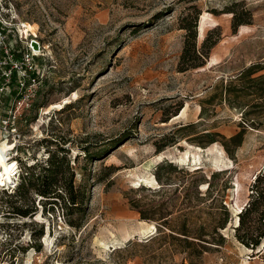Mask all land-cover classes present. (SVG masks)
<instances>
[{
    "label": "rangeland",
    "instance_id": "374dc122",
    "mask_svg": "<svg viewBox=\"0 0 264 264\" xmlns=\"http://www.w3.org/2000/svg\"><path fill=\"white\" fill-rule=\"evenodd\" d=\"M231 10L246 22L236 32ZM197 11V33L206 12L203 37L218 27L220 39L203 66L180 72L185 33L180 18ZM0 32V41L17 53L29 39L41 49L36 60L41 83L26 122L22 118L19 167L46 160L43 138L67 141L74 183L90 191L82 226L74 228L59 203L47 212L45 197L31 191L20 198L0 189V223L8 224L0 226V264H264V238L253 249L237 237L244 227L236 230L238 212L250 202L264 167V106L251 115L256 129L218 96L221 84L242 68L264 61V0H0ZM200 100H206L207 115L197 130L229 137L244 125L232 156L219 141L197 146L189 141L192 135L178 132L200 120ZM173 135L177 142L157 152L155 143L165 144ZM81 145L99 153L86 160ZM166 162L175 166V181L185 184L191 180L186 172L195 167H201L197 178L219 173L211 194L205 196L201 184L192 203L203 227L221 221L218 202L225 205L229 218L218 229L224 240L215 236L211 243L187 247L131 208L129 199L164 202L172 224L186 219L189 199L185 190L164 184ZM140 185L146 187L139 190ZM214 196L218 201L211 202ZM32 202L35 216L13 214L12 208ZM244 218L252 235L264 230V218L262 225L255 214ZM40 228L43 235L37 237Z\"/></svg>",
    "mask_w": 264,
    "mask_h": 264
},
{
    "label": "trees",
    "instance_id": "16d2710c",
    "mask_svg": "<svg viewBox=\"0 0 264 264\" xmlns=\"http://www.w3.org/2000/svg\"><path fill=\"white\" fill-rule=\"evenodd\" d=\"M232 12V31L236 32L239 25L246 23L245 20H241L239 15ZM199 11L189 16L184 15L180 18L179 27L185 31L183 38L182 50L179 56L177 69L180 72H184L190 69H195L203 66L210 54L211 49L217 44L220 39V31L218 27H214L207 31L203 37L205 22L208 14L202 13L199 18V36L203 37L200 44L197 42V20ZM214 58H211L209 62H212ZM264 61L252 63L242 68L232 78H229L224 86H220L218 96L220 100H223L229 107L239 110L241 120L243 123L250 122L251 126L258 129L255 125L257 120L251 117V115L261 113L264 106ZM263 72V73H262ZM206 100H200L199 103V121L188 123L179 127L178 132H182L183 136H190V142L197 146L206 147L211 143L219 141L228 155L232 156L234 148H238L243 141L244 125H240V130L235 132L229 137L224 136L219 132L209 131L207 129L197 130L200 125V121L207 115V108L205 106ZM179 111V110H178ZM177 115V111L173 114ZM172 115V116H173ZM178 136H171V138L165 143H155L156 151L160 152L165 145L169 143L174 144L177 142ZM45 146V150L48 153L47 158L44 161H34L28 164L27 167H21L19 173V181L16 184L12 192L2 190L8 194H16L15 196L20 198L27 197L29 192H34L40 197H45L46 201L44 205L49 204L47 212L53 211V207L60 204L63 216L66 222L74 227L80 228L82 221L86 216L88 210V204L90 200V191L82 186H77L74 183L75 171L71 165L70 149L67 146V141L59 142L55 137L51 139L43 138L40 140ZM117 140H113L112 143H116ZM55 147V148H54ZM81 149L84 153L86 160L94 158L99 151L90 152V148L86 145H81ZM172 162L165 163L167 165V178L164 184H170V188L173 187V191L185 190L188 200V207L190 211L187 213L185 220L179 223H171L169 216L172 214L171 210L166 208L164 202L160 204L144 205L141 200L129 199V204L132 209H135L141 219L148 221H155L159 223L158 227L163 226L167 228L169 236L174 240H180L185 246L190 247L194 244L203 246V243H211L209 240H215V236H218L220 240H224V237L219 233V228H224L229 213L224 204L218 202L219 207L223 210L224 217L221 221L211 224L210 226L203 227L196 221L194 213L197 211V204L192 203V200H198L201 192L198 190V186L206 184V195L211 194L213 187V179L218 172H212L210 174L202 175L200 178L195 176L201 170V167H195L192 172H186V175L191 177L190 182L179 180L175 181L173 178L176 172L175 166H172ZM163 166V165H161ZM160 166V167H161ZM185 168L189 169L187 166ZM221 172V171H220ZM154 176L158 181H161V177L158 173H154ZM225 185V184H224ZM144 185L138 187L139 190L144 189ZM254 187V188H253ZM251 200L244 207L240 209L237 217V229L244 227L243 236L238 235V239L246 246H250L256 249L262 243L264 238V230L257 232L255 235L251 233V226L245 222V216L249 214L256 215V222L262 225L264 218V167L261 172L255 177L253 182ZM161 189L154 191L153 194H158ZM40 197V198H41ZM218 201L216 197H211V202ZM13 214L21 216L34 215L38 211L35 205L24 203L21 206L12 208ZM43 207L42 212L44 213ZM8 212L7 215H9ZM79 215V217H74ZM35 216V215H34ZM2 227H8V224L0 223ZM157 227V229H158ZM264 229V227H263ZM4 230V229H3ZM43 230L37 232L36 236H42ZM244 235L249 237L244 239Z\"/></svg>",
    "mask_w": 264,
    "mask_h": 264
},
{
    "label": "built area",
    "instance_id": "2783aa9c",
    "mask_svg": "<svg viewBox=\"0 0 264 264\" xmlns=\"http://www.w3.org/2000/svg\"><path fill=\"white\" fill-rule=\"evenodd\" d=\"M23 38H26L25 33ZM33 41L36 42V48ZM40 50L35 39H29L20 53L11 44L0 41V140L4 139L11 145L6 152V160L11 167L10 179L0 185V189L8 192H12L19 181L20 154L17 150L22 145V118L26 122L32 98L41 83L36 68Z\"/></svg>",
    "mask_w": 264,
    "mask_h": 264
},
{
    "label": "bare ground",
    "instance_id": "6f19581e",
    "mask_svg": "<svg viewBox=\"0 0 264 264\" xmlns=\"http://www.w3.org/2000/svg\"><path fill=\"white\" fill-rule=\"evenodd\" d=\"M185 108L183 109V111ZM9 150V145L7 142L0 143V185L5 184L10 179V164L6 160V152ZM156 179L153 178V181ZM145 182L148 184L150 181L148 178H145ZM203 186H206V184H202ZM39 217V216H38ZM36 220V219H35Z\"/></svg>",
    "mask_w": 264,
    "mask_h": 264
},
{
    "label": "water",
    "instance_id": "95a60500",
    "mask_svg": "<svg viewBox=\"0 0 264 264\" xmlns=\"http://www.w3.org/2000/svg\"><path fill=\"white\" fill-rule=\"evenodd\" d=\"M197 29H198V26H197ZM198 31V30H197ZM198 34L199 33H197V36H198ZM33 46H34V48H36L37 47V45H36V42L35 41H33ZM174 116V115H173ZM240 211V210H239Z\"/></svg>",
    "mask_w": 264,
    "mask_h": 264
}]
</instances>
